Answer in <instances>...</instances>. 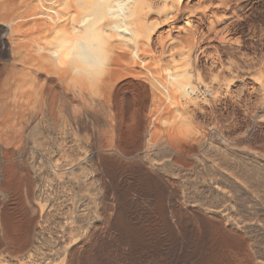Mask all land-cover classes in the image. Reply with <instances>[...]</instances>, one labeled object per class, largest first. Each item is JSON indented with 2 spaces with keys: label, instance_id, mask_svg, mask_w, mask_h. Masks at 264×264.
Here are the masks:
<instances>
[{
  "label": "bare ground",
  "instance_id": "6f19581e",
  "mask_svg": "<svg viewBox=\"0 0 264 264\" xmlns=\"http://www.w3.org/2000/svg\"><path fill=\"white\" fill-rule=\"evenodd\" d=\"M0 102L3 192L15 197L21 169L32 198L25 160L1 158L12 157L7 148L26 119L27 129L44 120L78 136L89 149L83 161L115 198L114 237L103 207L53 264H168L169 236L178 263L186 246L178 249L167 215L186 214L182 190L151 158L165 147L189 164L217 141L264 153V0H0ZM20 150L25 156L24 142ZM43 211L34 209L25 228ZM194 214L213 240L189 264H225L228 248L245 252L221 223Z\"/></svg>",
  "mask_w": 264,
  "mask_h": 264
},
{
  "label": "rangeland",
  "instance_id": "374dc122",
  "mask_svg": "<svg viewBox=\"0 0 264 264\" xmlns=\"http://www.w3.org/2000/svg\"><path fill=\"white\" fill-rule=\"evenodd\" d=\"M2 119L0 114V122ZM25 120H19L17 140L7 148L13 150L12 157L6 153L1 158L5 165L25 160L24 167L33 185L32 198L28 200L24 195L25 171L21 169L17 170L16 180L22 183L16 181L20 185L15 197L0 189V264H53L63 259L72 240L86 237L98 223L103 207L106 237L113 238L109 223L115 217L111 206L115 198L106 199L90 162L83 161L89 154L85 143L44 120L27 129ZM23 142L25 156H21L20 150ZM215 143L201 149L189 164L177 163L165 147L151 158V166L166 182L180 186L181 209L187 214L168 209V224L182 239L178 249L186 246L175 263L169 236L168 264H189L192 254L213 240L210 224L202 223L194 213L218 221L234 241L245 242V252L227 249L230 259L225 264H264V153ZM3 172L0 165V174ZM131 195L137 197L134 192ZM38 206H43V213L33 228H25L26 219ZM151 218L150 225L155 227L158 233L155 240L159 242L158 221L154 216Z\"/></svg>",
  "mask_w": 264,
  "mask_h": 264
},
{
  "label": "clouds",
  "instance_id": "9594fccd",
  "mask_svg": "<svg viewBox=\"0 0 264 264\" xmlns=\"http://www.w3.org/2000/svg\"><path fill=\"white\" fill-rule=\"evenodd\" d=\"M115 18V17H114Z\"/></svg>",
  "mask_w": 264,
  "mask_h": 264
}]
</instances>
